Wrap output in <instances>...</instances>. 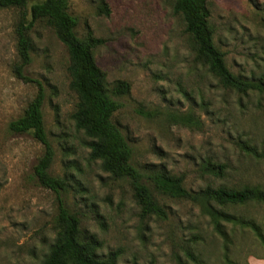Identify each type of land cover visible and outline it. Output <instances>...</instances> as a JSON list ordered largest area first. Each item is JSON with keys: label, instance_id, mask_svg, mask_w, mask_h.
I'll list each match as a JSON object with an SVG mask.
<instances>
[{"label": "rangeland", "instance_id": "obj_1", "mask_svg": "<svg viewBox=\"0 0 264 264\" xmlns=\"http://www.w3.org/2000/svg\"><path fill=\"white\" fill-rule=\"evenodd\" d=\"M208 8L213 42L227 67L264 81V0H211ZM68 11L80 36L89 29L102 40L93 56L107 84L130 85L128 94L115 98L113 121L136 167L164 166L190 190L264 188V157L241 147L245 142L264 154V91L222 86L196 58L172 0H69ZM20 15L16 8L0 10V264L41 263L56 234L59 197L80 227L99 239V253L118 251L117 264H257L264 247L251 231L223 223L230 234L226 261L222 237L191 201L157 194L165 216L141 215L128 180L111 176L89 157V138L72 117L78 95L70 87L69 56L46 22L33 23L30 62L23 77L14 72ZM39 88L52 150L49 170L65 182L59 194L33 175L43 145L30 133L8 129ZM187 113L199 127L181 121ZM209 161L225 164L222 177L205 169ZM226 210L264 223V207Z\"/></svg>", "mask_w": 264, "mask_h": 264}, {"label": "trees", "instance_id": "obj_2", "mask_svg": "<svg viewBox=\"0 0 264 264\" xmlns=\"http://www.w3.org/2000/svg\"><path fill=\"white\" fill-rule=\"evenodd\" d=\"M0 0V10H21L15 25L17 62L13 70L23 77L22 69L30 62L31 39L29 30L35 21H44L54 29L58 40L66 47L69 56L68 71L70 87L78 95L76 110L72 117L76 129L89 138V157L99 160L101 168L115 178L130 183L141 215L165 216V209L158 196L187 200L195 203L212 224L213 230L224 241L223 257L228 261L230 234L223 223L248 229L264 247V223L254 217L228 212L227 208H240L253 204L264 207V188L260 185L206 186L197 190L187 189L180 175H175L164 166H150L140 170L132 162V149L127 139L113 121L119 103L118 96L128 94L130 85L125 80H116L109 86L105 74L96 63L93 50L102 40L87 29L83 36L77 33V20L68 11L69 0ZM211 0H172V11L180 16L188 33L196 58L219 83L238 93L257 89L264 91V81H253L233 73L226 65L223 53L213 42L208 4ZM28 16V19H27ZM44 94L39 88L22 114L8 123L14 133H30L43 145L44 151L33 167V175L40 186L55 193L65 190L62 178L50 173L52 150L46 138L43 124L42 103ZM185 124L200 126L192 114L181 116ZM256 157H264L248 143L241 145ZM205 169L216 177H222L225 164L207 162ZM56 234L40 264H117L118 251L99 253L100 241L93 232L82 229L80 220L62 198H58L54 219ZM264 259V256H255Z\"/></svg>", "mask_w": 264, "mask_h": 264}, {"label": "crops", "instance_id": "obj_3", "mask_svg": "<svg viewBox=\"0 0 264 264\" xmlns=\"http://www.w3.org/2000/svg\"><path fill=\"white\" fill-rule=\"evenodd\" d=\"M252 264V263H251ZM257 264H264V259H261L257 262Z\"/></svg>", "mask_w": 264, "mask_h": 264}]
</instances>
